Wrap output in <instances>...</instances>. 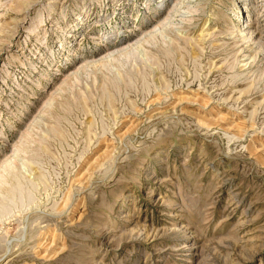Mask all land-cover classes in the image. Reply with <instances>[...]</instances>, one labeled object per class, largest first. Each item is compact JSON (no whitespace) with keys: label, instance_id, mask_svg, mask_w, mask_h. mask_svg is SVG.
Returning a JSON list of instances; mask_svg holds the SVG:
<instances>
[{"label":"rangeland","instance_id":"rangeland-1","mask_svg":"<svg viewBox=\"0 0 264 264\" xmlns=\"http://www.w3.org/2000/svg\"><path fill=\"white\" fill-rule=\"evenodd\" d=\"M260 44L264 0H0V264H264Z\"/></svg>","mask_w":264,"mask_h":264},{"label":"bare ground","instance_id":"bare-ground-1","mask_svg":"<svg viewBox=\"0 0 264 264\" xmlns=\"http://www.w3.org/2000/svg\"><path fill=\"white\" fill-rule=\"evenodd\" d=\"M182 2H184V1H182ZM180 4V3H179ZM175 12H177V11H175ZM173 17L174 16H172V17H170V15L162 22V28L161 29H163V28H166V27H168V26H170L171 24H172V19H173ZM168 18H170L169 20V22H166L167 20H168ZM251 21V20H250ZM175 22V21H174ZM249 24V23H248ZM247 27V26H246ZM161 32V31H160ZM249 30L247 29V28H240L239 29V31H238V36H240L242 39L243 38H247V36H249ZM155 33H158L157 31L155 32ZM155 33H153L152 35H155ZM157 35V34H156ZM208 35H210V33H208V34H206L205 33V30L203 29V30H201V32L200 33H198V35H197V40H196V42L197 43H201V42H203L205 39H206V36H208ZM255 37L254 38H250V41L252 42V44H254V43H256L255 42ZM249 42V41H248ZM264 49V45L263 44H260V46L259 47H257V49ZM125 50V49H124ZM122 51V50H121ZM253 58L255 57V55L254 56H252ZM248 59V58H247Z\"/></svg>","mask_w":264,"mask_h":264}]
</instances>
